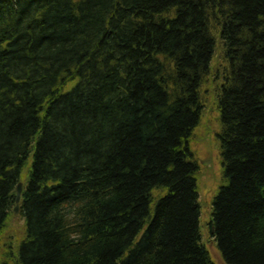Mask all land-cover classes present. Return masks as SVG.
I'll use <instances>...</instances> for the list:
<instances>
[{"label":"trees","instance_id":"1","mask_svg":"<svg viewBox=\"0 0 264 264\" xmlns=\"http://www.w3.org/2000/svg\"><path fill=\"white\" fill-rule=\"evenodd\" d=\"M210 76L209 233L264 264V0H0V237L29 175L2 264H215L190 146Z\"/></svg>","mask_w":264,"mask_h":264},{"label":"rangeland","instance_id":"2","mask_svg":"<svg viewBox=\"0 0 264 264\" xmlns=\"http://www.w3.org/2000/svg\"><path fill=\"white\" fill-rule=\"evenodd\" d=\"M213 66L221 69L224 63V56L221 47L217 50ZM214 75L216 71L212 72ZM217 84L212 76L202 86V96L204 101L203 116L201 125L193 132L190 140V146L198 163L199 172L197 174L198 195L201 208V235H203V244L206 246L212 256L215 264H225L223 257L216 245L215 239L209 233V221L213 199L219 192V188L224 185L222 156H220L219 133L221 132V123L219 122L220 113L217 107ZM31 159L28 161L31 167ZM29 180L27 169L22 174L21 181L26 185ZM7 227L0 237V264L9 261L10 252H17L20 242L25 238V221L20 214L12 215L7 220ZM12 264L14 260L11 259Z\"/></svg>","mask_w":264,"mask_h":264},{"label":"water","instance_id":"3","mask_svg":"<svg viewBox=\"0 0 264 264\" xmlns=\"http://www.w3.org/2000/svg\"><path fill=\"white\" fill-rule=\"evenodd\" d=\"M18 189H17V195H16V206H15V215L19 213L20 209V202H21V195H22V192H23V187H22V184H19L18 186Z\"/></svg>","mask_w":264,"mask_h":264}]
</instances>
